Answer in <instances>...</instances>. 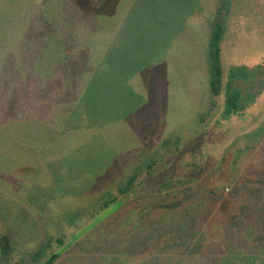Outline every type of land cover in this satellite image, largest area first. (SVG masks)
<instances>
[{"label": "rangeland", "instance_id": "1", "mask_svg": "<svg viewBox=\"0 0 264 264\" xmlns=\"http://www.w3.org/2000/svg\"><path fill=\"white\" fill-rule=\"evenodd\" d=\"M225 1L0 0V236L15 249L0 264H264V0H228L213 102L208 23ZM232 68L250 82L227 115Z\"/></svg>", "mask_w": 264, "mask_h": 264}, {"label": "trees", "instance_id": "2", "mask_svg": "<svg viewBox=\"0 0 264 264\" xmlns=\"http://www.w3.org/2000/svg\"><path fill=\"white\" fill-rule=\"evenodd\" d=\"M228 11V0L222 2L217 15L215 18L208 23L209 27V41L206 47V64L208 66V80H209V89L212 101L215 102L216 99L220 96L223 90V80H224V71L223 66L221 63V55H222V48L221 44L224 40L226 35L225 31V14ZM93 13L92 9L89 8H80L78 9V17L75 20L81 19H90L93 26L92 29L94 30L93 34L95 37L98 36L99 33H105L101 29V23L106 21L107 18L105 17H94L91 15ZM115 23L112 22V26L118 24L119 16H116ZM84 21V20H83ZM75 25V24H74ZM78 25V24H77ZM118 27V26H116ZM65 28V27H62ZM61 28V29H62ZM240 72V70L236 68H232L229 77L232 79L231 85L228 86L226 91V111L225 114L232 115L237 114L238 109H236V104L239 106V102L243 99L244 95L241 91L236 88V84L238 82L249 83L250 81H245L240 79V77L236 76V73ZM229 78V79H230ZM233 97V98H232ZM211 108L215 109L214 103L211 104ZM234 105V112L231 110ZM167 144V143H166ZM164 144L163 146H166ZM161 153V152H160ZM158 152L157 156L154 157L152 160L148 161V165H145L143 168H137L133 175L126 178V180L122 183H112L98 195L92 198L91 201V213L90 218L96 217L99 213L103 212L104 210L108 209L111 205L115 204L120 200L121 197L128 195L138 184V180H143L145 177L150 178L153 173L154 169L156 168L158 161ZM163 162V161H162ZM141 185V183H139ZM138 186V185H137ZM14 244L11 238L8 235H1L0 236V258L2 262L9 263L12 259L14 254Z\"/></svg>", "mask_w": 264, "mask_h": 264}]
</instances>
